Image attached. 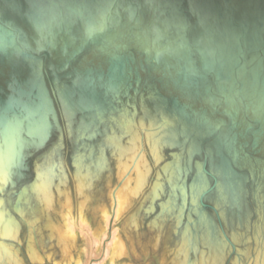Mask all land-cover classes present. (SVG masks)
Listing matches in <instances>:
<instances>
[{
    "label": "water",
    "instance_id": "1",
    "mask_svg": "<svg viewBox=\"0 0 264 264\" xmlns=\"http://www.w3.org/2000/svg\"><path fill=\"white\" fill-rule=\"evenodd\" d=\"M106 154L143 160L123 230L166 264H264V0H0V264Z\"/></svg>",
    "mask_w": 264,
    "mask_h": 264
},
{
    "label": "bare ground",
    "instance_id": "2",
    "mask_svg": "<svg viewBox=\"0 0 264 264\" xmlns=\"http://www.w3.org/2000/svg\"><path fill=\"white\" fill-rule=\"evenodd\" d=\"M106 156L109 159L110 166L112 168V182H116L115 185L112 183L110 187L109 205L107 204V206H105L103 203L101 204L100 201L103 200V198H100L98 200V205L101 204V206L99 205L98 208H95V203H92V207L88 211L87 215L83 202H78L73 198L69 201H66L65 203L59 204L53 214L57 221V244L60 246V252L63 253V255H69L70 260H73V262H70L71 264H84L83 257L84 255H87L90 248L92 250L93 246L95 245V249L98 250L100 244H102V246L104 244L105 246L107 237L109 235L110 226L114 225L115 222L120 220L125 210H129V212L133 210L131 206H133L134 200H136L138 204V199L134 198L135 192L138 190V183L135 181L137 176L135 174L141 170L140 166L143 160L138 159L131 172L124 176V174H121L120 170L117 169V164L110 158L109 154H106ZM148 161H150L149 158ZM112 164L114 165L113 167ZM117 184L119 185L115 187ZM92 223H97L95 229L93 230V235L91 233V229L88 228ZM109 223H111V225ZM22 231L24 234L25 230L23 228ZM38 232L41 233V235L45 234L42 230V223L38 227ZM115 234L116 236L113 238L110 249L103 252L101 255V257L104 256L103 260H107L103 264H119V261L127 257L130 253H132L133 257H137L136 251H132L130 247L127 248V243L131 241L129 240L130 235H134L133 232H128L127 229H125V232L117 235L116 231ZM93 236L95 240L92 241L91 238ZM38 238L39 237H37V240ZM11 240H14V237H12ZM82 244H86L88 248H83ZM31 245L32 246L30 249L34 248L36 250V252H34L38 255L39 259L35 254L33 258H30L31 256L27 255L25 251L20 249L22 251L20 264L48 263V255H44L42 252V250H45V247L40 246L39 248H36L33 244ZM7 247L12 252H14L13 245H8ZM48 250L53 249H48L46 247V251ZM72 252L74 253L73 258L71 254ZM52 253L49 254V256H51ZM23 254H26L30 259H28L27 256L24 258Z\"/></svg>",
    "mask_w": 264,
    "mask_h": 264
},
{
    "label": "rangeland",
    "instance_id": "3",
    "mask_svg": "<svg viewBox=\"0 0 264 264\" xmlns=\"http://www.w3.org/2000/svg\"><path fill=\"white\" fill-rule=\"evenodd\" d=\"M114 165L112 164V167ZM115 172V171H114ZM113 172V173H114ZM113 185H115V181L112 182ZM103 186V185H102ZM104 198L103 200L100 201V203L105 206H107L108 203H110V199H109V192H110V187L109 188H104ZM99 201L97 203H95V208H98V206L101 204H99ZM109 205V204H108ZM137 206V202L136 200H134V204L133 206H131V208H133V210L136 208ZM94 208V209H95ZM132 210V211H133ZM129 210H125V212L123 213L122 217L120 218V220H118L117 222H115L114 225L110 226V231H109V235L107 237V242L105 243V246L103 244H100L98 250L95 249V245L93 246V249L91 250V248L88 250V253L87 255H84L83 257V261H84V264H90V263H93V264H103L105 263L107 260L104 259V256L101 257L102 253L105 252V251H108V249H110V245L112 244L113 242V238L116 236L115 232L117 231V235L125 232L123 230V227H124V221L126 219V217L132 212ZM86 214L88 215V212L86 211ZM97 223H92L88 228L91 229V233L93 235V230L95 229V226H96ZM111 225V223H109ZM25 239V237H24ZM92 241L95 240L94 239V236L91 238ZM125 239V238H124ZM129 240H131V244L130 242H128ZM127 242V248L130 247V249L133 251H136L137 253V257H133L132 256V253H130L127 257H125L124 259L120 260L119 261V264H166V261H165V252L162 250V247L163 245L166 243L164 237H162V239L160 240L158 246L154 249L152 248V246L150 245L151 243V239H150V236H148V238H145L140 241L136 240L134 235H130V239H129ZM25 241V240H24ZM56 241H57V237H56ZM140 243H142L143 245L146 246V248L142 249L141 246H140ZM31 244H33L36 248L39 246H42L41 242H40V239L38 238L37 240V245L36 246L34 243H29V248L32 246ZM57 247L54 248L53 250H48L46 251V247H45V250H42L43 254L44 255H48L47 256V259L49 258V261L48 263H40V264H71L70 262H73V260L71 259L70 260V257L69 255H63V253L60 252V246H58V244H56ZM24 244L21 246V250L25 251V248H24ZM82 247L83 248H88V246L86 244H82ZM33 250L36 252V250L33 248ZM41 250V249H40ZM142 250V251H141ZM33 252L37 258H38V255ZM53 252V253H52ZM51 256H49V254H51ZM27 255H29L27 252H26ZM26 254H23L24 258L27 256ZM72 254V258H73V252L71 253ZM99 257V258H98ZM28 258V256H27ZM39 259V258H38ZM69 259V260H68ZM38 264V263H37ZM73 264V263H72Z\"/></svg>",
    "mask_w": 264,
    "mask_h": 264
}]
</instances>
